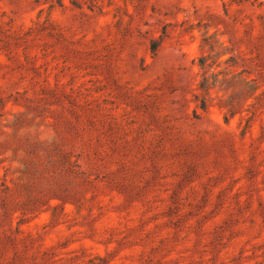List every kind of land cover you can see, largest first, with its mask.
I'll return each mask as SVG.
<instances>
[{"label":"rangeland","instance_id":"rangeland-1","mask_svg":"<svg viewBox=\"0 0 264 264\" xmlns=\"http://www.w3.org/2000/svg\"><path fill=\"white\" fill-rule=\"evenodd\" d=\"M0 264H264V0H0Z\"/></svg>","mask_w":264,"mask_h":264}]
</instances>
